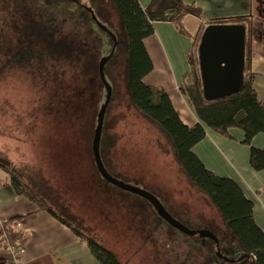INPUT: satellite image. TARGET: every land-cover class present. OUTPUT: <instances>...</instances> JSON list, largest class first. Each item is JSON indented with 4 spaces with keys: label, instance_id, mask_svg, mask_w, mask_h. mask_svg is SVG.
<instances>
[{
    "label": "rangeland",
    "instance_id": "obj_1",
    "mask_svg": "<svg viewBox=\"0 0 264 264\" xmlns=\"http://www.w3.org/2000/svg\"><path fill=\"white\" fill-rule=\"evenodd\" d=\"M40 1L0 0V156L33 193L63 201V209L54 207L57 215L120 264H249L224 262L210 239L175 230L148 201L101 177L92 143L106 100L99 64L111 43L88 8L117 40L105 70L112 88L100 145L106 170L155 196L185 228L212 233L227 259L242 256L219 211L179 166L172 141L132 102L125 33L112 0H73L62 9L42 5L57 0ZM234 5L237 17L264 19V0Z\"/></svg>",
    "mask_w": 264,
    "mask_h": 264
},
{
    "label": "trees",
    "instance_id": "obj_2",
    "mask_svg": "<svg viewBox=\"0 0 264 264\" xmlns=\"http://www.w3.org/2000/svg\"><path fill=\"white\" fill-rule=\"evenodd\" d=\"M70 1L73 0H57L53 6L51 3L41 4L45 8L62 9L65 6L62 2ZM58 2L60 3L58 4ZM112 3L120 17L125 33L126 73L132 102L149 122L172 141L177 162L189 182L205 194L219 211L225 226L243 249L241 257L248 256L242 260V263L264 264V231L255 220L253 202L246 197L236 181L220 177L209 171L193 152L195 146L206 138L205 127L230 141L234 140L230 133L231 130H240L244 134L241 144L248 147L250 151L249 166L251 170L256 173H264V149L253 146L255 137L264 135V100L259 98L253 87L255 75L248 70L252 51L253 17H230L209 22L208 26L244 25L247 32L246 69L242 90L231 97L208 102L203 95L198 61L199 44L207 27L205 28L202 24L198 33L191 36L182 23L183 17L187 14L202 19L201 9L193 5L186 6L179 0H171V7L158 13L144 9L138 0H112ZM157 22L173 23L181 34L190 37L193 41V47L187 54L189 72L184 75L179 87L180 93L186 98L189 107L199 121L193 128L186 126L180 120L169 96L163 89L144 83L145 78L153 72V63L144 41L154 34V24ZM96 26V30L106 35L111 43L107 55L102 58L103 60L111 54L114 42L106 32ZM112 57L104 67V74ZM105 78L107 80L106 74ZM11 165L9 161L0 156V169L9 174L10 184L17 194L29 199L40 210L58 218L42 198L22 183ZM59 220L72 229L81 242L87 245L98 264H120L115 255L97 243L95 239L72 227L64 220ZM15 221H17L16 218L6 221L2 227L0 226V242H5L4 249L17 245L24 237V234L15 228Z\"/></svg>",
    "mask_w": 264,
    "mask_h": 264
},
{
    "label": "crops",
    "instance_id": "obj_3",
    "mask_svg": "<svg viewBox=\"0 0 264 264\" xmlns=\"http://www.w3.org/2000/svg\"><path fill=\"white\" fill-rule=\"evenodd\" d=\"M138 1L144 9L154 13L171 7V0ZM179 1L202 11V19L190 14L183 17V26L191 36L198 33L202 24L208 27L211 20L240 15L235 14L234 0ZM220 12L227 14L221 15ZM252 23V51L248 70L255 75L253 87L259 96L257 88L264 81V19L254 17ZM144 44L153 63V72L145 78L144 83L163 89L180 120L193 128L199 121L179 90L182 78L189 72L187 54L193 47L192 39L181 34L173 23L157 22L154 24V34ZM205 131L206 138L195 146L193 152L209 171L240 185L246 197L253 202L255 220L264 231V173L251 170L249 148L241 144L243 132L231 130L234 140L230 141L207 127ZM253 146L264 149V135L256 136ZM43 200L56 215L60 212L55 208H64L63 201L54 199L55 203H49L45 198ZM57 217L63 219L59 215ZM15 218V228L24 234L17 246L23 248L25 254L16 260L7 249L0 247V264H98L87 245L81 242L72 229L55 216L40 210L26 197L18 195L10 184L9 174L0 169V221Z\"/></svg>",
    "mask_w": 264,
    "mask_h": 264
},
{
    "label": "water",
    "instance_id": "obj_4",
    "mask_svg": "<svg viewBox=\"0 0 264 264\" xmlns=\"http://www.w3.org/2000/svg\"><path fill=\"white\" fill-rule=\"evenodd\" d=\"M87 10L91 14L93 22L106 32L114 42L111 54L106 59H103L99 66V76L106 89V100L98 114L97 127L92 143L94 162L98 173L109 184L148 201L159 217L175 230L189 237L199 235L203 239L213 240L217 248L216 256L224 262L236 263L246 259L247 255L236 261L227 259L221 254L219 242L212 233L207 231L194 232L185 228L166 211L155 196L118 181L106 170L100 154V145L105 115L112 97V88L105 78L104 67L115 53L117 40L113 33L98 21L94 12L89 8ZM246 32V26L238 24L211 25L204 30L198 48V61L203 95L206 101L215 102L222 100L236 95L242 90L246 69Z\"/></svg>",
    "mask_w": 264,
    "mask_h": 264
},
{
    "label": "built area",
    "instance_id": "obj_5",
    "mask_svg": "<svg viewBox=\"0 0 264 264\" xmlns=\"http://www.w3.org/2000/svg\"><path fill=\"white\" fill-rule=\"evenodd\" d=\"M3 224L4 222L0 221L1 227ZM4 245V241L0 242V247L3 248ZM6 249L11 253L14 258H16V260L25 254V250L23 248L18 247L17 245L8 246Z\"/></svg>",
    "mask_w": 264,
    "mask_h": 264
},
{
    "label": "flooded vegetation",
    "instance_id": "obj_6",
    "mask_svg": "<svg viewBox=\"0 0 264 264\" xmlns=\"http://www.w3.org/2000/svg\"><path fill=\"white\" fill-rule=\"evenodd\" d=\"M87 12L89 13V11L87 10ZM90 14V13H89ZM91 15V14H90ZM92 17V16H91ZM211 240V239H210ZM212 241V243H213V246H214V249H215V254L217 253V248H216V246H215V243L213 242V240H211Z\"/></svg>",
    "mask_w": 264,
    "mask_h": 264
}]
</instances>
